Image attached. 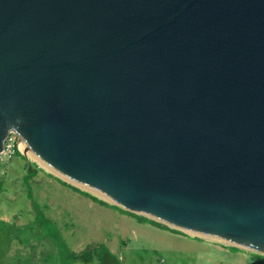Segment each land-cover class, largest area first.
I'll return each instance as SVG.
<instances>
[{"label":"water","instance_id":"water-1","mask_svg":"<svg viewBox=\"0 0 264 264\" xmlns=\"http://www.w3.org/2000/svg\"><path fill=\"white\" fill-rule=\"evenodd\" d=\"M10 135L109 206L264 256V0H0V155Z\"/></svg>","mask_w":264,"mask_h":264},{"label":"rangeland","instance_id":"rangeland-1","mask_svg":"<svg viewBox=\"0 0 264 264\" xmlns=\"http://www.w3.org/2000/svg\"><path fill=\"white\" fill-rule=\"evenodd\" d=\"M7 144L13 152L17 151L18 144L12 135ZM25 163L34 171L29 182L24 180ZM39 167L28 158L21 161L13 154L0 156V264H84L65 259L53 239V233L69 253L78 254L85 249L95 251L103 247L117 261L121 259L123 264H193L197 257L193 253L165 252L161 245L168 241V237L183 245L200 248L199 254H208L212 261H217L218 254L208 249L211 243L204 240L217 241L191 238L179 231L174 235L155 228L148 221L158 223L142 216L116 207L117 210L99 206L89 198L96 199L92 195ZM38 212L48 221V231L41 220H36ZM226 251L239 262L235 264H264L263 255L235 248H227ZM89 264L98 262L92 258Z\"/></svg>","mask_w":264,"mask_h":264},{"label":"crops","instance_id":"crops-1","mask_svg":"<svg viewBox=\"0 0 264 264\" xmlns=\"http://www.w3.org/2000/svg\"><path fill=\"white\" fill-rule=\"evenodd\" d=\"M155 228H158V227H155ZM159 229H162V228H159ZM164 230H166L167 232H170V233H174V235L179 234V232L177 230H173V229H164ZM175 237H177V236H175ZM167 239H168V241L167 242H162L163 244L161 245V247H163L165 252L168 253V252L174 251V252H176L177 254H180V255H187V254L193 253L194 255H197V257H195V259L193 260V264H214L216 262H217L216 264H235V263H239L235 258H233V255H230L226 251L227 248L239 249V248H236L234 246H228V245H224V244H221V243H218V242H212V241H208V240H204V239L199 238L201 240H204L206 242L211 243L210 247L207 246L208 249H212L213 251H215L218 254L217 255L218 256L217 257V261H214V259L212 261L208 257L209 256L208 254H199V252L201 250L200 248L193 247L192 245H183L177 239H171L170 237H168ZM242 251L243 252H249V251H244V250H242ZM219 260H221V261L218 262ZM118 261H119V264H123L121 259H119Z\"/></svg>","mask_w":264,"mask_h":264},{"label":"trees","instance_id":"trees-1","mask_svg":"<svg viewBox=\"0 0 264 264\" xmlns=\"http://www.w3.org/2000/svg\"><path fill=\"white\" fill-rule=\"evenodd\" d=\"M13 156L14 157H18V160L24 161V157H22L16 150H14ZM23 169L26 170V176H25L24 180H25V182H29L30 179L33 176L34 171H31V169L29 168V166L26 163H25V165H23ZM83 195H85V194L83 193ZM85 196H87V195H85ZM89 198L94 203L98 204L99 206H105V207L113 208V209L117 210L115 207L109 206V205H107V204H105V203H103L101 201H98V200L92 198V197H89ZM137 218L139 220L146 221L145 219H141L139 217H137ZM37 219L41 220L42 226L46 229V231H48V229H50L49 225H48L49 224L48 221L45 220L39 212H38V216L36 217V220ZM149 223L154 225L155 227L166 229L165 227H162V226H160L158 224H155V223H152V222H149ZM52 235H53L54 241L59 246V250L63 253V255H65V259H69L72 262L73 261H78L79 263L89 264V263H91L92 258H95L97 260L98 264H101V255L103 253H107V250L105 248L99 247L95 251H91L90 249H85V250L79 252L78 254H72V253H69L62 246V244L60 243L59 237L57 236L56 233H53Z\"/></svg>","mask_w":264,"mask_h":264},{"label":"bare ground","instance_id":"bare-ground-1","mask_svg":"<svg viewBox=\"0 0 264 264\" xmlns=\"http://www.w3.org/2000/svg\"><path fill=\"white\" fill-rule=\"evenodd\" d=\"M18 145H17V148L23 153V155H25V157L26 158H28V159H30V160H33V161H36L31 155H29L22 147H21V145L19 144V143H17ZM36 162H38V161H36ZM39 165L41 166V167H43L44 169H46L43 165H41L40 163H39ZM47 170V169H46ZM99 198H102V199H104V200H106V201H108L107 199H105L103 196H101V195H98V194H96ZM189 233V232H188ZM190 234H193V233H190Z\"/></svg>","mask_w":264,"mask_h":264},{"label":"built area","instance_id":"built-area-1","mask_svg":"<svg viewBox=\"0 0 264 264\" xmlns=\"http://www.w3.org/2000/svg\"><path fill=\"white\" fill-rule=\"evenodd\" d=\"M7 142H8V140L4 144L3 152H2V154L0 156L7 155V157H9V156H11L13 154V151L10 149V147L7 144Z\"/></svg>","mask_w":264,"mask_h":264}]
</instances>
